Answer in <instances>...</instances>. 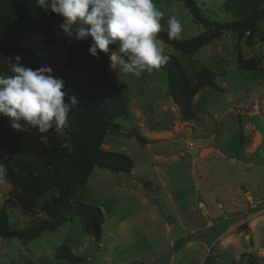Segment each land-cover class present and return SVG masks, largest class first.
<instances>
[{
	"label": "rangeland",
	"instance_id": "rangeland-1",
	"mask_svg": "<svg viewBox=\"0 0 264 264\" xmlns=\"http://www.w3.org/2000/svg\"><path fill=\"white\" fill-rule=\"evenodd\" d=\"M223 1L197 3L205 15L225 21L230 16L219 8ZM154 3L164 14L162 30L168 32L170 16L181 22L178 39L205 30L181 1ZM63 37L64 41L41 44L39 35L31 30L18 44L38 56L40 66H51L53 74L64 79L66 90V47L73 37L64 32ZM263 38L264 19L258 22L253 46H247L243 36L226 31L192 55L180 54L163 41L165 53L180 60L189 82H194L199 68L207 67L223 87L222 91L207 86L200 89L192 99L195 117L185 124L178 122L171 106L162 70L137 77L113 65L129 117L114 120L120 129L107 132L104 143L110 151L129 156L133 168L130 173H116L94 167L80 194L82 202L97 206L103 214L99 241L86 231L82 218L74 216L55 231H45L26 243L0 237V264H27L29 260L64 264L53 258L60 244L82 258L74 264H250L252 259L264 263V159L252 127L240 143L238 120L245 115V123L249 121L251 126L253 104L257 105L255 112H264V71L238 69L235 60L238 52L243 58H261ZM236 107L244 109L224 117ZM192 123L194 136H203L209 129L214 139L212 144L199 146L195 155L190 154V143L182 132ZM220 124L227 125V135ZM131 128L150 142H173L181 152L164 155L146 144L140 146L128 134ZM10 189L4 174L0 177V205ZM158 199L171 224L162 218ZM11 214L19 227L30 219L17 210Z\"/></svg>",
	"mask_w": 264,
	"mask_h": 264
},
{
	"label": "trees",
	"instance_id": "trees-1",
	"mask_svg": "<svg viewBox=\"0 0 264 264\" xmlns=\"http://www.w3.org/2000/svg\"><path fill=\"white\" fill-rule=\"evenodd\" d=\"M179 1L205 28L195 36L173 40L161 29L158 38L180 54L192 55L225 31L243 36L247 46L256 43L258 22L264 19V0H224L219 8L230 16L225 21L205 15L197 0ZM61 23L62 17L45 11L36 0H0V74H12L8 61L16 55L22 56L21 63L26 66L40 67L39 57L18 42L31 30L39 35L41 44L64 41ZM92 42L91 36L86 39L74 36L67 44L66 90L77 97L79 104L70 111L61 130L53 127L44 134L35 128L17 131L11 127L8 117L0 115V165L11 184L0 205L2 238L26 243L80 216L86 231L99 241L103 214L97 206L82 202L80 194L94 167L116 173H130L133 168L129 156L102 148L107 132L120 129L114 120L126 119L129 114L108 54L100 52L93 57L89 51ZM118 46L112 45L110 50L117 51ZM166 54L169 60L160 70L165 73L167 91L180 106L185 121H192L195 117L192 99L198 91L206 86L222 91L223 87L215 82V73L207 67L199 68L194 82H189L180 60L171 53ZM235 60L238 69L264 71L261 66L264 54L261 58H243L238 52ZM131 132L140 146L150 142L138 129L131 128ZM41 135L48 137L46 143L41 142ZM16 210L30 217L24 227L13 220L15 216L11 213ZM53 258L64 264L82 260L65 244L56 248ZM249 263L258 264L253 259ZM27 264H49V260L36 263L29 260Z\"/></svg>",
	"mask_w": 264,
	"mask_h": 264
},
{
	"label": "clouds",
	"instance_id": "clouds-1",
	"mask_svg": "<svg viewBox=\"0 0 264 264\" xmlns=\"http://www.w3.org/2000/svg\"><path fill=\"white\" fill-rule=\"evenodd\" d=\"M45 11L62 17L60 27L69 37L91 36L89 51L93 57L108 54L110 66L118 65L126 74L152 73L166 64L163 41L158 38L163 17L154 0H36ZM182 24L168 20V39H178ZM119 45L118 51L110 46ZM22 56L9 58L11 75L0 74V115L9 118L17 131L35 128L44 134L55 127L61 130L70 111L79 104L65 90L63 78L55 76L51 66L36 69L21 63ZM67 98V99H66ZM46 143L48 137L40 136ZM5 169L0 165V177Z\"/></svg>",
	"mask_w": 264,
	"mask_h": 264
},
{
	"label": "water",
	"instance_id": "water-1",
	"mask_svg": "<svg viewBox=\"0 0 264 264\" xmlns=\"http://www.w3.org/2000/svg\"><path fill=\"white\" fill-rule=\"evenodd\" d=\"M169 100H170L171 106L173 107V109L176 113L178 122L185 124L186 121L183 117L182 110H181L180 106L174 101L173 96L171 94L169 95ZM237 109L243 110L244 108L243 107H236L235 109L229 111L224 117H228L229 115H231L234 112V110H237ZM249 118H250L252 125L254 126V128L257 130V132L260 135L261 144L259 147V154L264 159V118L258 112H254V113L250 114ZM182 132L190 143L188 150H189L191 155L196 154L197 148L199 146L205 145V144H212L214 142L212 135L194 136L192 134L191 126H185L182 129ZM128 134L132 135V132H130ZM146 145L149 146L150 148H152L153 151H155L159 154L176 155V154H179L181 152V150L175 148V144L173 142L158 141V142H149V143H146ZM154 190H156L155 187H154ZM157 204H158V208H159V211H160L162 218L168 224H171L172 219H171L167 209L162 205V202L160 199L157 200ZM201 205H202V203H201ZM203 210L205 211L204 208H203Z\"/></svg>",
	"mask_w": 264,
	"mask_h": 264
},
{
	"label": "crops",
	"instance_id": "crops-1",
	"mask_svg": "<svg viewBox=\"0 0 264 264\" xmlns=\"http://www.w3.org/2000/svg\"><path fill=\"white\" fill-rule=\"evenodd\" d=\"M257 111V110H256ZM250 112H251V114L252 113H254L255 111L254 110H250ZM263 118H264V112H258ZM244 117V118H243ZM247 116H245V115H241V116H239V125H240V127H241V134L239 135L240 137V143H242L241 141L244 139V138H246V135H248V134H250L251 132H248L249 130H250V128L252 127L254 130L253 131H255V139H259V141H260V143H259V147H260V144H261V138H260V135H259V133L257 132V130L254 128V126L252 125V123H251V126H250V124H249V121H248V123H245V121L247 120V118H246ZM249 120H250V118H249ZM251 122V121H250ZM191 128H192V132H193V129H194V124L192 123L191 124ZM220 126V128L219 129H221V130H223V132L225 133L224 135H227V129H226V126L224 125V124H220L219 125ZM224 126H225V128H224ZM209 130V129H208ZM206 131V133L203 135V136H207V135H212V133L211 132H209V131ZM198 136H201V135H198ZM238 143H239V141H237ZM102 147L104 148V147H106V148H104V149H106V150H109L108 148H109V146L108 145H105V143H104V141H103V143H102ZM258 151H259V148H258Z\"/></svg>",
	"mask_w": 264,
	"mask_h": 264
},
{
	"label": "built area",
	"instance_id": "built-area-1",
	"mask_svg": "<svg viewBox=\"0 0 264 264\" xmlns=\"http://www.w3.org/2000/svg\"><path fill=\"white\" fill-rule=\"evenodd\" d=\"M252 110H257V105L256 104L252 105Z\"/></svg>",
	"mask_w": 264,
	"mask_h": 264
}]
</instances>
